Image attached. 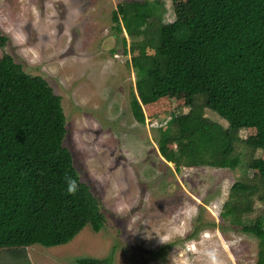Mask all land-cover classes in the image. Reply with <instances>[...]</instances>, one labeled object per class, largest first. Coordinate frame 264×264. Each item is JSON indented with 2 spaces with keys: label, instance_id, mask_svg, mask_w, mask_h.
I'll use <instances>...</instances> for the list:
<instances>
[{
  "label": "rangeland",
  "instance_id": "obj_1",
  "mask_svg": "<svg viewBox=\"0 0 264 264\" xmlns=\"http://www.w3.org/2000/svg\"><path fill=\"white\" fill-rule=\"evenodd\" d=\"M125 1L158 0H0V32L8 38L0 57L11 55L61 96L65 147L107 219L102 231L87 228L69 245L7 250L1 261L76 264L112 255L113 264H257L260 240L222 211L237 182L259 177L257 171L244 173L256 157V131L242 130L235 144L243 168L180 164L178 170L167 162L172 147L160 141L170 121L185 112L186 95L143 106L144 123L134 117L131 95L146 72L131 64L138 40L115 30L114 12ZM162 2L165 23L193 15L186 2ZM198 102L204 108L205 100ZM204 112L228 129L217 114ZM249 186L263 191L258 182ZM253 203L252 220L264 214V202Z\"/></svg>",
  "mask_w": 264,
  "mask_h": 264
},
{
  "label": "trees",
  "instance_id": "obj_2",
  "mask_svg": "<svg viewBox=\"0 0 264 264\" xmlns=\"http://www.w3.org/2000/svg\"><path fill=\"white\" fill-rule=\"evenodd\" d=\"M174 1L186 2L192 17L165 23L162 0L125 1L114 12L115 30L138 40L132 67L146 72L131 95L133 115L144 123L143 106L186 95L185 112L170 121L160 141L161 147H172L165 160L178 170L180 164L242 167L235 144L242 130L256 131V157L244 173L257 171L259 177L237 182L222 211L260 240L257 264H264V214L251 217L254 198L264 202V0ZM7 42L0 32V46ZM205 109L228 129L207 118ZM67 133L62 98L49 82L29 75L11 55L0 57V264L4 251L66 246L87 228L95 233L105 228L99 200L65 147ZM256 182L263 191L251 190ZM113 261L111 255L79 258L76 264Z\"/></svg>",
  "mask_w": 264,
  "mask_h": 264
},
{
  "label": "clouds",
  "instance_id": "obj_3",
  "mask_svg": "<svg viewBox=\"0 0 264 264\" xmlns=\"http://www.w3.org/2000/svg\"><path fill=\"white\" fill-rule=\"evenodd\" d=\"M67 190H68V193H69V194L74 195L75 192H76V185H75V183H74V182L71 183V184L69 185V187H68Z\"/></svg>",
  "mask_w": 264,
  "mask_h": 264
}]
</instances>
